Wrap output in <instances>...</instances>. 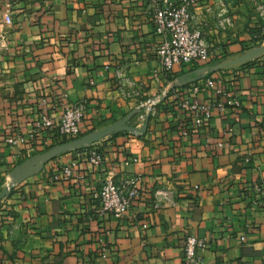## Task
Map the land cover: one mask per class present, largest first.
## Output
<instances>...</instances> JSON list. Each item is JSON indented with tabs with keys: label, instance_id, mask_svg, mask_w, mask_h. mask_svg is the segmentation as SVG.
<instances>
[{
	"label": "crops",
	"instance_id": "crops-1",
	"mask_svg": "<svg viewBox=\"0 0 264 264\" xmlns=\"http://www.w3.org/2000/svg\"><path fill=\"white\" fill-rule=\"evenodd\" d=\"M220 1L229 30L217 28V1L193 9L212 60L167 75L147 0H0V264H191L189 235L207 245L198 264H264V51L252 54L264 47V0ZM209 79L223 80L236 103L182 136L180 104L196 86L200 102L213 100ZM62 93L87 102L77 138L34 131L43 101L59 112ZM152 98L162 105L143 132L141 105ZM120 122L134 131L62 153L6 190L28 161ZM15 131L26 144H6ZM73 160L75 176L55 181ZM134 175L141 199L123 217L103 214L95 194L105 179ZM157 190L174 204L156 208Z\"/></svg>",
	"mask_w": 264,
	"mask_h": 264
},
{
	"label": "built area",
	"instance_id": "built-area-1",
	"mask_svg": "<svg viewBox=\"0 0 264 264\" xmlns=\"http://www.w3.org/2000/svg\"><path fill=\"white\" fill-rule=\"evenodd\" d=\"M221 4L217 20L219 30H229L234 26V21L229 14V10L220 0H215ZM198 0H147L148 9L153 16L154 32L159 38L157 57L160 62L161 71L171 74L175 68L191 66L195 64H206L215 55L204 31L195 26L193 9ZM264 16V7H261ZM206 89L212 90L214 99L208 103L200 102L198 96L203 92L201 86H196L191 91V96L184 98L180 104L182 110L192 114V127H203L212 120L215 111H224L227 106L234 105L236 99L231 100L232 91L221 79H209L205 85ZM226 99L228 101H222ZM52 102L48 105L47 100L43 101L45 111L36 120L35 132L49 130L57 136L65 139L79 137L82 132L84 120L87 115V102L79 101L71 103L68 95L62 93L57 98L59 112H50L54 108ZM162 105L159 98L148 99L141 105L147 114L156 116L158 108ZM51 106V107H50ZM182 136H188V130H181ZM27 143V137L16 132L9 135L6 144L11 147L23 146ZM221 144L220 146H223ZM89 162L93 166H100L103 158L96 150L88 154ZM79 167L77 161L73 160L64 165L60 172L54 175L55 181H69L75 176V171ZM143 182L137 175L128 176L120 182L114 178H107L100 186L95 198L101 205L103 214L115 217L125 216L133 205L141 199L143 192ZM259 191V189H257ZM155 207L163 208L174 204L172 192L157 190L154 193ZM206 242L195 235H189L185 244V260L187 263L198 264L197 252L205 248Z\"/></svg>",
	"mask_w": 264,
	"mask_h": 264
},
{
	"label": "water",
	"instance_id": "water-1",
	"mask_svg": "<svg viewBox=\"0 0 264 264\" xmlns=\"http://www.w3.org/2000/svg\"><path fill=\"white\" fill-rule=\"evenodd\" d=\"M261 51H264V47L260 48L259 50H254L252 54H257ZM151 117V114H147V119L145 122V126L143 129V132L146 131L147 125L149 118ZM121 131H134L133 128H130L128 126L124 125V122H120L118 124L108 126L106 128H103L99 131H95L89 135H86L82 138L70 141L68 143L62 144L60 146L55 147L54 149L50 150L49 152L38 156L37 158L28 161L25 163L21 168L16 169L11 175V183L9 186L6 188V190H10L13 186L19 185L28 178L39 174L44 166L57 156H59L62 153L68 152V151H73V150H78L83 147H87L90 145H93L106 137L118 133Z\"/></svg>",
	"mask_w": 264,
	"mask_h": 264
},
{
	"label": "trees",
	"instance_id": "trees-1",
	"mask_svg": "<svg viewBox=\"0 0 264 264\" xmlns=\"http://www.w3.org/2000/svg\"><path fill=\"white\" fill-rule=\"evenodd\" d=\"M256 41L260 44L263 43L264 42V36H261ZM185 113H186V116L184 117L185 119H183V122L180 123L179 128L182 130H188L191 132V130L193 129V127H192V125H193L192 124V114L189 111H186ZM152 118H153V116H152Z\"/></svg>",
	"mask_w": 264,
	"mask_h": 264
}]
</instances>
